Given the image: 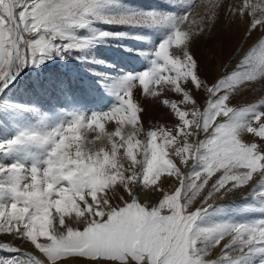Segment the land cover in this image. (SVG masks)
<instances>
[{"label":"snow or ice","instance_id":"6c2138e0","mask_svg":"<svg viewBox=\"0 0 264 264\" xmlns=\"http://www.w3.org/2000/svg\"><path fill=\"white\" fill-rule=\"evenodd\" d=\"M162 3L168 7L133 11L121 0H0V93L25 67L109 39H146L101 31L98 23L161 36L138 50L148 62L145 71L105 78L117 101L109 110L57 112L0 141V156L13 157L0 159V236L32 249L0 240V253L11 254L0 255V264H264V98L241 102L264 87V0L227 6L249 39L260 36L221 76L214 50L202 62L193 46L211 32L222 0L199 21L192 17L196 0ZM117 7L124 10L110 11ZM137 91L177 123L145 131ZM167 91L181 99L167 98ZM195 92L206 94L203 104ZM111 121L115 130L105 131ZM88 131L97 132L94 140ZM254 177L260 182L241 213L252 219H210L228 209L210 200L242 190ZM145 195L158 199L149 203ZM198 198L201 206L193 207Z\"/></svg>","mask_w":264,"mask_h":264},{"label":"rangeland","instance_id":"374dc122","mask_svg":"<svg viewBox=\"0 0 264 264\" xmlns=\"http://www.w3.org/2000/svg\"><path fill=\"white\" fill-rule=\"evenodd\" d=\"M239 2L240 0H222L225 7L218 10L220 15L211 32H206L204 38L193 46L194 53L202 62L206 57L211 58L214 50L216 76H221L225 71L234 70L254 46L256 38L260 36V32H257L256 36L249 39L244 31V25L239 20H233L228 14L227 6L239 4ZM121 3L128 10L133 11L168 7L162 3V0H121ZM196 3L197 7L193 10L192 17L199 21L201 17L214 11L213 5L221 3V0H196ZM123 10L122 7L110 9L113 12ZM192 27L195 29L196 25ZM96 28L109 33L139 34L146 39H109L98 43L87 52L72 53L65 59L57 57L39 67H25L19 74L17 84L0 100V141L13 138L22 129L36 127L40 121L54 116L57 112L79 110L90 114L109 110L117 101L106 91L105 78L145 71L148 62L143 55L138 54V50L147 49L152 41L159 43L161 38L160 34L153 30L132 28L121 24L98 23ZM226 35L230 37L227 42L224 39ZM172 51H176L175 48ZM233 57L234 62H232ZM98 61L104 63H98ZM62 85L67 86V96L62 90ZM165 95L169 99L177 101L181 99L178 94L170 91L165 92ZM194 95L203 104V96L206 94L195 92ZM260 98H264V87L257 85V88L243 97L241 102L246 104L258 101ZM134 99L139 101L145 109L142 114L145 131L158 125L170 128L177 123L173 114L158 101L143 97L139 91L134 93ZM27 105L34 106V109L21 107ZM114 124L115 121L105 123V131H114ZM129 130L125 129V133ZM97 132L88 131L85 135L89 140H94ZM0 159L5 163H11L13 157L0 156ZM183 171L187 172L188 169L185 168ZM166 177V173L162 174L158 183L164 181ZM168 179L174 181L175 178L168 177ZM259 182L260 180L254 177V182L242 190L227 195L217 194L209 203L215 206H228V209L210 219H232L237 222L252 219V215L241 213L245 212L244 205L250 202L244 199L251 188L258 186ZM174 186V183L166 184L165 190L171 191ZM142 199H148L149 203H153L158 198L154 195H145ZM200 206L201 201L198 198L193 207ZM0 240L9 241L32 251L28 244L20 240H12L10 236H0ZM0 255L11 254L0 253Z\"/></svg>","mask_w":264,"mask_h":264},{"label":"water","instance_id":"95a60500","mask_svg":"<svg viewBox=\"0 0 264 264\" xmlns=\"http://www.w3.org/2000/svg\"><path fill=\"white\" fill-rule=\"evenodd\" d=\"M18 78H19V75L15 78V80L9 85V88L8 89H5L3 93H0V100L1 98L9 91L12 89V87H14L17 82H18ZM27 250V249H26ZM30 251V250H28Z\"/></svg>","mask_w":264,"mask_h":264}]
</instances>
